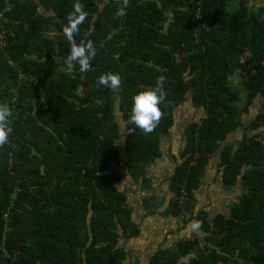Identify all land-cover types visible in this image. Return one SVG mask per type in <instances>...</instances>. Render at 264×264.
<instances>
[{
	"label": "trees",
	"instance_id": "obj_1",
	"mask_svg": "<svg viewBox=\"0 0 264 264\" xmlns=\"http://www.w3.org/2000/svg\"><path fill=\"white\" fill-rule=\"evenodd\" d=\"M252 1L129 0L126 14L117 16L121 0H80L88 16L76 42L92 40L97 49L81 73L64 64L70 45L63 27L74 0H0V19H8L0 102L12 108L9 139L0 146V264H124L128 253L119 238L141 228L115 185L121 175L109 166L124 160L135 182L152 184L147 165L162 156L174 109L189 96L204 115L187 125L161 214L191 210L215 154L223 187H238V201L213 219L205 209L192 217L205 232L204 245L180 239L146 264H264V134L228 140L258 96L262 107L250 127H264V8ZM199 8L201 18L193 19ZM235 69L245 91L241 103L228 84ZM107 72L120 74L118 91L97 85ZM160 75L166 99L159 123L151 133H130L131 96Z\"/></svg>",
	"mask_w": 264,
	"mask_h": 264
},
{
	"label": "rangeland",
	"instance_id": "obj_2",
	"mask_svg": "<svg viewBox=\"0 0 264 264\" xmlns=\"http://www.w3.org/2000/svg\"><path fill=\"white\" fill-rule=\"evenodd\" d=\"M257 4L264 7V0L258 1ZM258 5L255 8H259ZM49 33L54 35V29H51ZM228 84L238 92L236 102H243L245 91L240 70H234L229 77ZM116 99L117 102L119 96ZM262 103L263 98L258 96L251 105L249 114L243 115L244 126L231 132L228 140L237 144L244 132L248 133L249 136L258 133L264 134V127H259L258 129H251L250 127V122L262 107ZM203 115V109L193 106L189 97L176 107L175 116L178 119V123L175 129L170 131L166 137L164 136L165 138L162 137L161 140L164 155L147 165V174L153 180L152 185L147 186L141 182H135L124 169L123 161L109 166L110 171H115L121 175V179L115 185L127 194L128 203L135 208L133 211L134 219L141 223L140 227L142 229V234L138 238H133L134 240L131 239L129 241L125 237L120 236L119 243L124 246L128 253L124 264H142L144 257H146L145 255L149 257L150 252L155 251L159 247H166L165 243L169 247H174L180 239L194 238L195 233L193 232L196 231H192L190 223L195 219H192V217L200 209L205 208L208 213V219H212L215 213H227L229 208L238 201L240 190L237 187L230 189L223 187L220 173L222 168L218 165L219 159L215 157L210 159L209 169L201 177V186L198 190H195V199L190 203L191 210L184 208L183 213L179 216H163L161 214L172 195L167 188L166 180L169 178L171 171L174 170L175 165L181 160L180 153L185 142V128L189 122L199 121ZM116 116L121 123L120 130L123 136V126L118 111ZM122 144L123 142H119L121 155H123ZM168 170L169 173L167 174ZM146 196L154 201V205L149 210L144 209L142 202L143 197ZM198 234L200 235V233ZM200 243L204 245L203 241H200Z\"/></svg>",
	"mask_w": 264,
	"mask_h": 264
},
{
	"label": "clouds",
	"instance_id": "obj_3",
	"mask_svg": "<svg viewBox=\"0 0 264 264\" xmlns=\"http://www.w3.org/2000/svg\"><path fill=\"white\" fill-rule=\"evenodd\" d=\"M129 0H121V6L115 15L126 14ZM88 12L84 9L80 0H74L72 11L68 14L67 24L63 27V35L69 42V52L64 58V64L68 70L78 65L81 73L88 71L92 66V61L96 57L97 49L92 40H81L76 42L75 34L80 31V25L85 21ZM165 77L157 76L155 85L135 92L131 96V108L126 123L134 127L129 132L140 129L144 133H151L160 121L162 116L161 105L166 99ZM98 86L118 91L121 88L122 79L118 72L102 73L97 77ZM12 108L7 102H0V146H3L9 139V127L11 123Z\"/></svg>",
	"mask_w": 264,
	"mask_h": 264
},
{
	"label": "crops",
	"instance_id": "obj_4",
	"mask_svg": "<svg viewBox=\"0 0 264 264\" xmlns=\"http://www.w3.org/2000/svg\"><path fill=\"white\" fill-rule=\"evenodd\" d=\"M258 1H260V0H254V1H252L251 3L253 4V6L254 7H257V2ZM255 4H256V6H255ZM258 7L260 8V7H262V8H264L263 6H260V5H258ZM42 11L44 12V13H46V14H49V15H51L50 17H52V16H54L55 15V12H53V11H50V10H46L45 8H42ZM54 20V19H53ZM51 29V28H50ZM53 34V33H52ZM51 35V34H50ZM52 36V35H51ZM189 98H190V96H189ZM117 100V99H116ZM190 100H191V98H190ZM191 104H192V102H191ZM115 105H116V109H117V111L120 113V116H121V112H120V110H119V106H118V101L117 102H115ZM193 105V104H192ZM194 106V105H193ZM178 107V106H177ZM176 108L174 109V125L172 126V128H171V130L170 131H172V130H174L175 129V127H176V124L178 123V119L176 118ZM121 122H122V117H121ZM190 123V122H189ZM188 123V124H189ZM187 124V125H188ZM186 128H187V126H186ZM186 128H185V130H186ZM165 137H166V135H165ZM164 136H163V138H165ZM161 148H162V150H163V147H162V142H161ZM183 150V149H182ZM182 152V151H181ZM122 154V153H121ZM164 155V151H163V154H162V156ZM123 156V155H122ZM161 156V157H162ZM160 157V158H161ZM174 157V156H173ZM218 158L219 159V156H218V154H215V155H212L210 158H209V162H208V164L206 165V168H205V171L206 170H208L209 169V167H208V165L211 163V161H210V159L211 158ZM157 160V159H156ZM181 161V160H180ZM123 162H124V160H123ZM219 162H220V159L218 160V165H219V167H220V164H219ZM220 168H222V167H220ZM174 171V170H173ZM173 171H171V173H170V176H169V178L166 180V185H167V188H168V190L170 191V189H169V186H168V183H169V181H170V177H171V175H172V173H173ZM204 171V172H205ZM167 174L169 173V170L166 172ZM220 173L222 174V170H220ZM204 174V173H203ZM208 174V173H207ZM153 181V180H152ZM221 181H222V177H221ZM152 184H153V182H152ZM152 184H150V185H152ZM157 184V183H156ZM144 185H147V184H144ZM150 185H147V186H150ZM201 186V185H200ZM200 186H199V188H200ZM198 188V189H199ZM238 188V187H237ZM197 189V190H198ZM239 189V188H238ZM171 192V191H170ZM172 193V192H171ZM172 196V195H171ZM238 196H239V194H238ZM145 198H147V199H149V208H146L145 206H144V199ZM143 206H144V209L145 210H149L150 208H151V206L152 205H154V201H152V199H150L149 197H143ZM135 209V208H134ZM203 209H205V208H203ZM206 210V209H205ZM229 210H230V208H229ZM229 212V211H228ZM227 212V213H228ZM218 213H220V212H218ZM218 213H215L214 215H213V218H214V216L216 215V214H218ZM226 214V213H225ZM163 215V214H162ZM164 216V215H163ZM167 216H170V215H167ZM172 216V215H171ZM133 218H134V216H133ZM212 218V219H213ZM139 225H141V223L139 222V221H137L136 219H134ZM195 222H198V223H195ZM191 225V229H192V231H196V232H198V233H200V235L198 234V233H196V232H193V233H195V235L193 236V237H196V238H199L201 241H203V239H204V235H205V232L201 229V223H200V221L199 220H197V219H193L192 220V222L190 223ZM141 228V227H140ZM142 234V229H141V231H140V233L137 235V236H135V237H132V238H129L128 240L130 241L131 239H133V238H138L140 235ZM197 235V236H196ZM186 239V238H185ZM134 240V239H133ZM120 244V243H119ZM177 244V243H176ZM165 246L166 247H159V248H174V247H169L168 245H166V243H165ZM159 248H157L155 251H152V252H150V256L148 257L147 255H145L146 257H144V260H143V263L142 264H146L148 261H149V259L152 257V255L159 249ZM191 255H193V253H190ZM188 255V256H191V255Z\"/></svg>",
	"mask_w": 264,
	"mask_h": 264
},
{
	"label": "built area",
	"instance_id": "obj_5",
	"mask_svg": "<svg viewBox=\"0 0 264 264\" xmlns=\"http://www.w3.org/2000/svg\"><path fill=\"white\" fill-rule=\"evenodd\" d=\"M200 13H201V10L199 8L197 13L193 16V19H200L201 18ZM1 15L2 14H0V16ZM5 22H8L7 18L0 19V27L2 28L1 33H0V47L1 48H3L7 44L6 33H5L6 32ZM5 216H7V214H5ZM3 251L5 255L8 254L5 248L3 249Z\"/></svg>",
	"mask_w": 264,
	"mask_h": 264
}]
</instances>
